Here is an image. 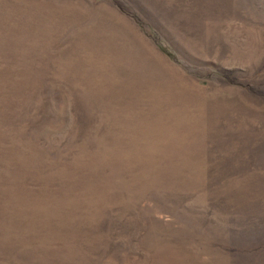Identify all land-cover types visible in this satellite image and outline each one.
<instances>
[{"label": "rangeland", "instance_id": "1", "mask_svg": "<svg viewBox=\"0 0 264 264\" xmlns=\"http://www.w3.org/2000/svg\"><path fill=\"white\" fill-rule=\"evenodd\" d=\"M0 264H264V0H0Z\"/></svg>", "mask_w": 264, "mask_h": 264}]
</instances>
